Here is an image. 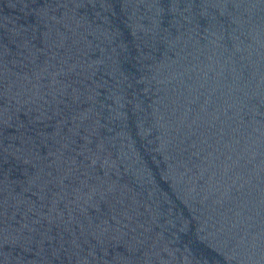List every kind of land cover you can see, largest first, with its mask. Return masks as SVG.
I'll use <instances>...</instances> for the list:
<instances>
[{
    "label": "water",
    "instance_id": "95a60500",
    "mask_svg": "<svg viewBox=\"0 0 264 264\" xmlns=\"http://www.w3.org/2000/svg\"><path fill=\"white\" fill-rule=\"evenodd\" d=\"M0 264H264V0H0Z\"/></svg>",
    "mask_w": 264,
    "mask_h": 264
}]
</instances>
